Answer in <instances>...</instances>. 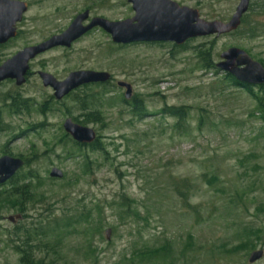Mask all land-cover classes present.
<instances>
[{"label":"rangeland","instance_id":"374dc122","mask_svg":"<svg viewBox=\"0 0 264 264\" xmlns=\"http://www.w3.org/2000/svg\"><path fill=\"white\" fill-rule=\"evenodd\" d=\"M22 1L28 10L17 36L0 47V65L24 47L60 33L85 10L110 22L134 16L128 0ZM171 1L197 10L204 21L226 23L240 0ZM184 46L115 45L94 29L69 49L32 60L22 86L0 84V157L28 161L15 180L34 176L22 184L34 196L25 213L15 200L4 202L11 182L0 186V264H20V255L11 249L19 245L10 235L14 231L87 212L89 221L100 218V231H89L83 222L78 234L64 236L56 254L41 239L44 246L29 255L44 264H123L146 247L161 253L170 248L175 255L186 249L187 258L176 264H249L250 254L261 250L263 257L253 264H264V104L257 108L255 100L264 99V87L250 95L216 69L230 48L264 66V0L250 2L237 31ZM201 52L209 55L213 70L201 68ZM38 71L57 81L77 71L106 72L112 79L56 101L53 91L41 85ZM119 82L131 86L130 100L124 99ZM12 98L27 100L28 111H13ZM89 98L100 99L95 107L101 123L82 124L81 101ZM134 98L145 108L141 118L131 113ZM170 107L186 110V119L179 123L164 115L162 110ZM66 119L92 129L99 150L90 145L71 150L74 142L62 128ZM53 168L62 179L49 178ZM121 205L132 210L128 216ZM10 216L20 219L13 225L6 220ZM235 246L241 249L233 255L223 251Z\"/></svg>","mask_w":264,"mask_h":264},{"label":"water","instance_id":"95a60500","mask_svg":"<svg viewBox=\"0 0 264 264\" xmlns=\"http://www.w3.org/2000/svg\"><path fill=\"white\" fill-rule=\"evenodd\" d=\"M128 2L134 12L131 19L110 22L97 17L84 25L88 19V12H84L76 16L61 34L17 52L0 65V83L10 80L15 82L16 87L22 86L26 81L29 63L32 60L57 47L69 49L75 41L96 28L106 33L113 44L121 46L173 44L181 47L193 39L227 35L239 28L250 0H240L233 16L226 23L204 21L197 10L179 6L171 0H128ZM26 11L25 3L0 0V46L16 37V24L22 20ZM216 68L228 73L240 84L264 85V68L240 49L230 48L223 52ZM37 75L42 86L53 91L56 101H61L83 86L104 84L110 82L111 78L106 72L93 71L72 72L63 81H57L45 72H38ZM117 87L124 89V99L130 100L131 86L119 82ZM62 128L64 133L78 145L88 146L96 140V134L92 129L76 124L71 119H66ZM23 166L24 162L19 158L0 157V186L10 181ZM62 176V172L56 168L51 169L49 173L50 179L60 180ZM19 219L20 216H10L6 220L14 225ZM109 235L110 230H106V240H109ZM262 257L261 250L254 251L250 254L248 262L253 264Z\"/></svg>","mask_w":264,"mask_h":264},{"label":"trees","instance_id":"16d2710c","mask_svg":"<svg viewBox=\"0 0 264 264\" xmlns=\"http://www.w3.org/2000/svg\"><path fill=\"white\" fill-rule=\"evenodd\" d=\"M184 46V45H183ZM183 49V47H180ZM185 48V46H184ZM201 68L204 70H213V66L210 64V59L208 58V54L205 52H201ZM230 84L235 85L234 81L230 78H226ZM255 99V98H254ZM99 98L96 100L95 98H89L86 100L81 101L80 110L85 112L84 117L86 118L82 124H90V123H101L102 121V115L100 113V110L96 109V104H100ZM257 102V108L263 107L264 99L262 98H256ZM27 100H21L20 98H12V104L10 105V108H13V111H28V105ZM126 103V102H123ZM164 115H167L168 117L176 119L179 123L184 121L187 117V112L183 108H176V107H170L167 109L162 110ZM21 112V111H20ZM131 113L132 115L136 117H142L145 114V108L143 107L142 102L134 98L131 105ZM76 120V119H75ZM75 122V121H74ZM67 137V136H65ZM92 150H99L100 144L96 140L92 145L89 146ZM84 148L82 145H78L76 143H72L71 150L79 151L80 149ZM73 153L67 152L66 156L71 157ZM28 164V161L25 160L24 166ZM17 174L14 176L11 182V190L9 192L4 193V202H12L15 200L16 205L19 208V212H24V207L26 204H29V201L34 198V196H30V191L26 188V185H22L25 183V181L30 180L34 178V176H26L23 178V180H15ZM18 181H21L22 183L18 185ZM20 186V187H18ZM1 194V193H0ZM121 211L125 213L126 216L132 211L128 205H121ZM125 209V210H124ZM91 217V213L87 212L86 214H69V215H62L59 217H50L49 219H46V223L44 221H41V223L26 225L21 231L16 232L14 231L12 234H10L14 241L19 245L12 244V250L15 251L17 254L20 255V264H44L42 259H37L36 257H32L29 254H31L33 251H40L38 246H42V240L43 239L47 245L50 246L52 249V254H56V249H59L60 245L63 242V238L65 235L70 233H79L81 229V224L89 223V229H102V224L100 218L94 221H89ZM95 223V224H94ZM87 230L83 231L85 234ZM91 231V230H89ZM18 237V238H17ZM13 241V240H12ZM8 244L12 243L8 239ZM44 246V245H43ZM243 248L249 249L248 243L242 244ZM144 251H139L134 254H132L128 260H124L123 264L125 262H128V264H165V262L169 259L172 260L171 264H176L179 260H185L187 250L180 252V254H173L174 252H170V248L167 249V252H158L156 250H147L146 247H143ZM146 249V250H145ZM241 248L230 247L229 249H223L227 255H233L235 252ZM170 252V253H169ZM167 263V262H166Z\"/></svg>","mask_w":264,"mask_h":264},{"label":"flooded vegetation","instance_id":"af4514ba","mask_svg":"<svg viewBox=\"0 0 264 264\" xmlns=\"http://www.w3.org/2000/svg\"><path fill=\"white\" fill-rule=\"evenodd\" d=\"M10 1H17V2H22V3H25L26 4V6H27V10H28V4L25 2V1H22V0H10ZM252 0H250V2H251ZM250 2H249V4H250ZM248 8H249V6H248ZM248 11V10H247ZM27 12V11H26ZM84 12H88V19H87V21L84 23V25H87L89 22H90V20L91 19H93V18H97V17H90V12L88 11V10H85V11H83L82 13H79V14H77L76 16H78V15H80V14H83ZM247 14V12L245 13V15ZM244 15V16H245ZM75 16V17H76ZM243 16V17H244ZM242 17V18H243ZM23 18V17H22ZM74 20V19H73ZM72 20V21H73ZM71 21V22H72ZM21 22V21H20ZM19 22V23H20ZM241 22H242V19H241ZM241 22H240V25H241ZM19 23H17L16 24V31H17V34H18V30H17V25L19 24ZM70 25V24H69ZM68 25V26H69ZM67 26V27H68ZM67 27L63 30V31H65L66 29H67ZM96 29H98V28H96ZM94 30V29H93ZM92 30V31H93ZM63 31H61L60 33H58V34H56V35H59V34H61ZM91 32V31H90ZM90 32H88V33H90ZM87 33V34H88ZM87 34H85V35H87ZM231 34V33H230ZM84 35V36H85ZM17 36V35H16ZM54 36V35H53ZM84 36H82V37H84ZM50 37H52V36H50ZM50 37H48L47 39H49ZM81 37V38H82ZM47 39H45V40H43V41H41L40 43H42V42H44V41H46ZM12 40V39H11ZM11 40H9V41H11ZM8 41V42H9ZM78 41V40H77ZM7 42V43H8ZM76 42V41H75ZM74 42V43H75ZM6 43V44H7ZM40 43H37V44H35V45H31V46H36V45H38V44H40ZM5 45V44H4ZM3 45H1L0 47H2ZM27 47H30V46H27ZM24 48H26V47H24ZM23 48V49H24ZM54 49H65V48H62V47H57V48H54ZM53 50V49H52ZM51 51V50H50ZM248 55V54H247ZM253 60V59H252ZM254 61V60H253ZM220 62V61H219ZM255 62H257V61H255ZM257 63H259V62H257ZM260 64V63H259ZM263 68H264V66L262 65V64H260ZM38 72H42V71H38ZM37 72V73H38ZM221 72V71H220ZM37 73H36V75H37ZM222 74H223V76H224V78L226 79L227 77H230L233 81H234V86L235 87H238V88H240V89H242V90H244V91H246V92H248L250 95H253V93H254V91L256 90H259V89H263V87H264V85H260V86H252V85H244V84H240V83H238L237 81H235V79L233 78V77H231L228 73H225V72H221ZM28 75V74H27ZM38 76V75H37ZM27 77V76H26ZM111 79L112 78H110V82H111ZM40 80V79H39ZM227 80V79H226ZM7 81H9V82H12V83H14V85H15V82L14 81H10V80H7ZM7 81H4V82H7ZM4 82H2V83H4ZM41 82V81H40ZM110 82H107V83H104V84H91V85H86V86H92V85H102V86H105V85H107V84H109ZM1 84V83H0ZM42 85V84H41ZM83 87H85V86H83ZM82 88V87H81ZM48 89H50V88H48ZM80 89V88H79ZM51 90V89H50ZM78 90V89H77ZM52 91V90H51ZM5 156V155H4Z\"/></svg>","mask_w":264,"mask_h":264}]
</instances>
